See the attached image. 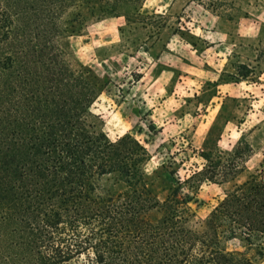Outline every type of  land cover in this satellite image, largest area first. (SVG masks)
I'll use <instances>...</instances> for the list:
<instances>
[{"label": "trees", "instance_id": "16d2710c", "mask_svg": "<svg viewBox=\"0 0 264 264\" xmlns=\"http://www.w3.org/2000/svg\"><path fill=\"white\" fill-rule=\"evenodd\" d=\"M144 1L0 0V264H264L262 172L225 194L201 229L189 224L200 186L233 181L250 147L200 152V170L171 171L159 201L146 148L129 134L107 138L91 111L104 84L66 59L65 40L86 21L127 24L120 8L140 17Z\"/></svg>", "mask_w": 264, "mask_h": 264}, {"label": "rangeland", "instance_id": "374dc122", "mask_svg": "<svg viewBox=\"0 0 264 264\" xmlns=\"http://www.w3.org/2000/svg\"><path fill=\"white\" fill-rule=\"evenodd\" d=\"M119 13L129 23L86 21L65 40L66 59L104 84L91 111L107 138L129 134L146 148L143 174L156 199L170 194L171 171L185 179L200 170V152L251 149L233 181L200 186L189 224L201 229L235 185L264 174V0H145L140 17L132 6Z\"/></svg>", "mask_w": 264, "mask_h": 264}]
</instances>
